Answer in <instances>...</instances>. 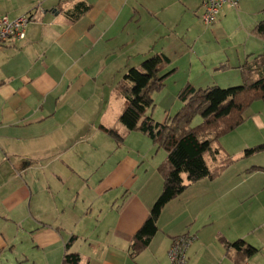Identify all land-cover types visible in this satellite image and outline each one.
Here are the masks:
<instances>
[{"label":"crops","instance_id":"1","mask_svg":"<svg viewBox=\"0 0 264 264\" xmlns=\"http://www.w3.org/2000/svg\"><path fill=\"white\" fill-rule=\"evenodd\" d=\"M262 10L264 0L226 3L203 29L201 0H0L9 19L36 13L23 40L0 44V264H63L67 251L78 264H169L173 238L185 233L194 236L188 264H264V149L245 152L264 144V101L220 137L218 161L229 165L185 181L137 253L166 153L119 120L129 67L164 55L173 73L183 58H204V45L228 27L236 40L205 67L240 84L244 64L264 56L252 31ZM237 241L255 252L228 246Z\"/></svg>","mask_w":264,"mask_h":264},{"label":"trees","instance_id":"2","mask_svg":"<svg viewBox=\"0 0 264 264\" xmlns=\"http://www.w3.org/2000/svg\"><path fill=\"white\" fill-rule=\"evenodd\" d=\"M264 13V10H262ZM253 33L264 39V17L253 28ZM169 60L164 55L144 59L139 65L129 67L123 75L119 92L126 104L119 120L128 131H139L151 139L166 156L159 165L163 188L155 200L150 214L139 229L133 244V253L139 252L156 232V222L164 205L180 194L187 183L201 178H215L230 163L229 158L218 161L216 141L234 130L243 121L245 109L257 99L264 101V56L243 66V79L238 85L195 88L187 84L178 93L181 108L164 122L156 121L147 110L153 107V93L163 87L164 79L173 70L163 72ZM196 115L202 121L196 126L191 122ZM118 142L123 140L118 132L106 129ZM264 149L259 144L246 149L250 154ZM215 164L210 167V164ZM186 174L183 179L182 174ZM228 244V243H226ZM242 254L251 255L255 249L243 241L228 244ZM77 253L65 252L63 264H78Z\"/></svg>","mask_w":264,"mask_h":264},{"label":"rangeland","instance_id":"3","mask_svg":"<svg viewBox=\"0 0 264 264\" xmlns=\"http://www.w3.org/2000/svg\"><path fill=\"white\" fill-rule=\"evenodd\" d=\"M202 20V19H201ZM203 24V21H201V26L203 29L205 28ZM237 31H239L237 29ZM253 31V28H252ZM233 32V33H232ZM236 31L233 29V27L226 30L225 35H220L219 37L212 38L210 40V43L207 45H204V48L201 49L202 52L205 53V50L208 52L204 58L200 59L197 55L196 60L194 59H186L183 58L179 62V68L176 69L175 72H173L171 75L167 76L164 79L163 87L153 93V107H151L149 110H147V115H151L156 121L162 122L164 119L168 117H173L175 113L181 108V102L178 100L177 96L181 89H183L187 84L192 85L193 87H203L202 85H207V83L210 81V84L218 85L221 87L220 84L225 85V81L228 79V76H230V72L218 74V73H209L207 74L206 71V62L212 54L216 55L221 52V50L226 49L228 45H231L236 40ZM173 66L168 67L166 66L165 70L163 72L169 71L173 69ZM209 84V83H208ZM232 85H238L237 84H231ZM228 85L222 86L227 87ZM202 121V118L200 115H196L192 122V126H196L200 124ZM143 138V137H142ZM145 140H147L148 144L152 141H149L147 137H144ZM223 141H220V138L216 141V148L218 150H226V144L222 143ZM153 150H164L163 148H157L155 146Z\"/></svg>","mask_w":264,"mask_h":264},{"label":"built area","instance_id":"4","mask_svg":"<svg viewBox=\"0 0 264 264\" xmlns=\"http://www.w3.org/2000/svg\"><path fill=\"white\" fill-rule=\"evenodd\" d=\"M236 4V0H201V19L205 25L213 24L224 4ZM36 19L35 12L22 14L14 19L0 15V44L6 41H21L25 37V27ZM194 236L188 233L173 238L168 251L169 264H188L186 251Z\"/></svg>","mask_w":264,"mask_h":264}]
</instances>
